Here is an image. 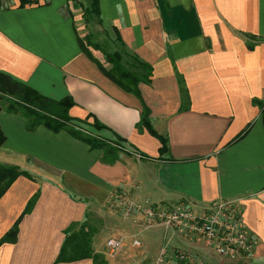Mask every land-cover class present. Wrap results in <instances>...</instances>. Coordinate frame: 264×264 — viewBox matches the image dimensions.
Masks as SVG:
<instances>
[{
    "label": "crops",
    "instance_id": "obj_1",
    "mask_svg": "<svg viewBox=\"0 0 264 264\" xmlns=\"http://www.w3.org/2000/svg\"><path fill=\"white\" fill-rule=\"evenodd\" d=\"M94 2L0 3V74L54 101L71 98L69 115L87 121L73 123L87 135L114 147L116 136L124 140L111 154L92 150L68 131H29L22 115L3 108L0 165L33 180L20 177L0 200V239L37 192L40 197L20 224L17 243L0 248V264H56L67 232L88 228L91 201L105 205L115 194L161 207L238 201L259 241L252 258L223 261L177 236L171 246L208 264H264V0H98V13ZM86 14L126 69H151L150 83L142 81L139 90L168 152L139 129L142 101L82 51L79 39L108 67L89 41ZM95 120L106 129H95ZM164 233L135 229L141 252L129 243L104 264L154 262L171 238Z\"/></svg>",
    "mask_w": 264,
    "mask_h": 264
},
{
    "label": "trees",
    "instance_id": "obj_2",
    "mask_svg": "<svg viewBox=\"0 0 264 264\" xmlns=\"http://www.w3.org/2000/svg\"><path fill=\"white\" fill-rule=\"evenodd\" d=\"M24 4H26L25 1ZM94 11L97 13L99 12L98 0H95L94 2ZM83 42V40L79 39L82 51H84V53L100 67L101 71L124 91L133 94L142 101L143 111L141 122L138 126L139 129L141 131L144 129L147 130L153 137L160 140L162 144V154L168 152V141L164 137L158 135L153 129L150 121L151 112L143 102L139 90V85L142 81L150 83L149 77L152 72L151 69L143 66L145 68L144 72H147V75L142 79L141 76L138 77L124 67L122 57L119 54L106 53V62L111 65V68L107 69L90 52L88 49L89 44L87 45ZM93 46L97 50H102L99 45L93 44ZM5 100L10 103L6 108L7 112L22 115L27 120V129L29 131H34L40 126H44L54 133L68 131L70 135L86 143L92 150H104L108 154L114 153L123 147L121 143L123 144L124 140L116 135L115 136L118 142L115 143L117 146L114 147L104 140L85 135L86 133L77 128V126L73 123L86 124L87 121L70 117L69 111L75 105L71 98L64 99L60 102L54 101L40 95L29 86L18 82L5 74H0V112L3 110L2 102ZM93 127L99 131L106 129V127L97 120L94 121ZM4 143L5 137L0 129V146ZM22 176L33 180L28 173L21 171L18 167L0 165V200ZM39 197L40 192H37L28 202L24 212L16 221L12 229L1 238L0 248L6 244L13 245L17 243L20 232V224L27 215L32 213ZM90 240L91 234L86 232L84 229L77 233L71 232V230L68 231L61 254L57 259L56 264L69 263L82 259H92L94 264H104L102 256L92 250Z\"/></svg>",
    "mask_w": 264,
    "mask_h": 264
},
{
    "label": "built area",
    "instance_id": "obj_3",
    "mask_svg": "<svg viewBox=\"0 0 264 264\" xmlns=\"http://www.w3.org/2000/svg\"><path fill=\"white\" fill-rule=\"evenodd\" d=\"M13 0H0L1 4H8ZM26 4L35 5L40 0H24ZM119 198L123 194L116 195ZM125 196V195H124ZM127 200L126 197H123ZM125 217L131 211L143 216L148 223L146 230L161 226L165 234L179 237L193 244L203 245L213 256L223 261H237L252 258L259 244L258 239L251 233L243 219V212L238 201H221L210 206H190L179 203L169 207L154 206L152 204H124ZM126 246L123 238L110 239L107 247L111 254ZM134 247H141L138 240L133 241ZM154 264H208L204 258L194 253L171 247L168 238Z\"/></svg>",
    "mask_w": 264,
    "mask_h": 264
},
{
    "label": "rangeland",
    "instance_id": "obj_4",
    "mask_svg": "<svg viewBox=\"0 0 264 264\" xmlns=\"http://www.w3.org/2000/svg\"><path fill=\"white\" fill-rule=\"evenodd\" d=\"M86 18H87V23H88L86 31H88V33L90 34V35L88 34L90 37L89 41H91L93 44H97V43L100 44L99 46L103 48L101 50V59H102V61L106 62V58H105L106 53L112 54L113 53L112 51L114 50V48H112V45L109 43V41L107 39H102V37L100 38V32H99L100 29H99V27H98L99 25L96 23V21L93 22L92 19H89L87 14H86ZM103 34H104V32H103ZM100 40H101V42H100ZM122 63H123V61H122ZM133 63H134L133 66H136V68H137L138 67L137 63L136 62H133ZM123 65H124V63H123ZM106 66H108L107 69L111 68V65H109V64H107ZM124 66H126V65H124ZM127 69L131 73L137 75L138 77H140V76H142V74L146 73V72H144V70H141L140 67H138L137 69L129 67ZM9 104L10 103L7 100L2 102V106L4 109H6L9 106ZM85 135H87V134H85ZM91 135H92V133L90 132V135H87V136H91ZM117 142L118 141L116 140L114 143H117ZM121 145L124 146V144H122V143H121ZM116 195L117 194H115V196H113L112 199H110L108 201V203H106L105 205H100L99 203H96L94 201H91V203L89 204V214H88V217L86 219V226L88 228H84V229L86 230V232L91 234V238H93V240H92L93 246L97 242V246H94V248H95V250L97 248V250L101 254L102 258H105V257L111 258V257L115 256L117 253L116 252L112 255L110 250L108 249V247H106L107 242L110 239H115V238L125 239L126 246L124 248H126L129 245V243L131 244L129 246H133V241L138 240L141 243V247H134L133 246L134 247L133 251L136 252L137 254H139L141 252V248H142L143 244L141 242V239H139L138 236H135L133 234L135 232V229L141 228L142 231H148V230H151L154 228H162L161 226H156V227H153L151 229L146 230L145 227H147L148 223H145L143 216L141 214L134 212L133 210L131 211L132 213L129 217H125V215H124V213H125L124 204L127 202H132V200H130V198H128L127 196H124V195H123V197H126L127 200H124L123 197L119 198ZM122 229L124 231H126V235L125 236H116V234L119 231H122ZM78 230H79V228H78ZM71 232H73V231H71ZM75 233H77V232H75ZM128 235H130V237H127ZM172 238L173 237H171V241H172ZM195 245L203 246V245H199V244H195ZM172 248H174V247H172ZM160 252H161V250H160ZM160 252H159V254H160ZM189 252H192L197 257H200L198 255V253H195L194 251H189ZM156 259H155V261H156ZM155 261L153 262L152 258H150L147 260L146 264H152V263L154 264Z\"/></svg>",
    "mask_w": 264,
    "mask_h": 264
}]
</instances>
